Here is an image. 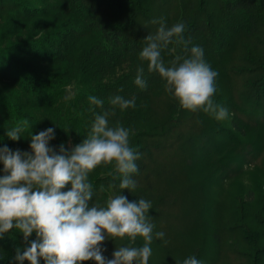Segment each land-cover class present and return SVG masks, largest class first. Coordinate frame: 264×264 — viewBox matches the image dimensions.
Segmentation results:
<instances>
[{
  "label": "trees",
  "instance_id": "obj_1",
  "mask_svg": "<svg viewBox=\"0 0 264 264\" xmlns=\"http://www.w3.org/2000/svg\"><path fill=\"white\" fill-rule=\"evenodd\" d=\"M19 1H2L0 9H18V18L26 24L41 15L42 11H29L32 6ZM213 1L57 0L58 4L51 7L56 12L49 15L45 10L48 19L37 27L39 31H51L40 41H23L20 48L23 57L47 65L46 69L32 62L24 64L7 51L0 54V75L6 74L1 79L16 89L6 97L0 96V106L6 114L0 120V148L30 151V132L35 135L52 127L55 138L49 146L58 151L63 144L70 149L90 131L94 114L89 109L95 113L109 110L110 98L117 95L135 98L134 107L121 110L116 106L115 115L108 119L110 126L119 121L134 133L129 139L130 146L140 154L136 161L139 172L132 176L137 187L132 192L120 190V178L113 180L109 175L113 166L100 165L88 176L93 185L90 206H105L109 195L121 191L129 201L146 199L152 204L149 216L154 233L161 230L163 221H176L180 210L188 212V222L207 229L216 239L212 249L207 248L212 252L204 259L200 257L203 246L193 248L192 256L202 264H215L219 261L215 257L222 253L221 235L213 226L221 207L220 195L214 189L222 178L215 182V176L235 177L264 152V0ZM161 18L166 27L184 23L188 48L200 46L205 61L218 72L212 99L228 109L229 116L224 121L203 111L182 109L165 91V81L159 74L149 73L148 62L139 59V52L147 44L145 38L160 26L153 21ZM18 27L13 23L9 30L20 33L22 39L32 37ZM189 54L182 45L170 44L162 51V58L169 66L176 56ZM139 66L144 68V89L134 83ZM237 82L242 84L239 89L235 88ZM69 96L71 99H66ZM89 96L101 99L103 109L91 105ZM159 104H165L164 108L160 109ZM24 119L29 129L21 133L18 141L11 140L7 132ZM200 149H206L203 161L197 159ZM156 151L164 157L158 163L153 162ZM169 174H181L182 182L177 188L172 183L169 188L161 186L159 177ZM3 175L0 162V176ZM111 183L117 185L113 190L108 188ZM69 188L67 185L64 191ZM236 209H242L240 215L233 211L242 221L228 227L230 238L236 247L243 243L256 251L241 264H264V193L257 198L250 190ZM34 239L35 233L26 242L15 228L4 234L0 237V264H19L16 249L22 252ZM128 243L127 238L106 239L101 245L103 255L112 259L113 250ZM142 244L143 239L138 237L135 246ZM226 259L232 264L229 256ZM23 264L29 262L25 260ZM40 264H44L43 260ZM149 264L162 262L150 257Z\"/></svg>",
  "mask_w": 264,
  "mask_h": 264
},
{
  "label": "clouds",
  "instance_id": "obj_2",
  "mask_svg": "<svg viewBox=\"0 0 264 264\" xmlns=\"http://www.w3.org/2000/svg\"><path fill=\"white\" fill-rule=\"evenodd\" d=\"M155 34L145 38L146 46L139 52V59L147 61V71L156 72L165 81L164 89L184 110L203 111L217 121L228 118V109L216 104L212 97L216 92L218 72L205 61L200 46L188 45L184 37L185 24L180 22L166 27L163 18ZM170 44L182 45L187 57L176 56L166 66L162 51ZM134 83L141 89L147 87L144 68L139 66ZM122 91V90H121ZM71 99V97H66ZM89 103L103 109L104 102L95 96L88 97ZM112 106L102 113L93 111L94 120L88 135L81 143L66 149L63 144L58 151L49 146L55 138V129L49 127L33 135L30 132V151H13L7 146L0 148L3 176H0V237L15 228L28 242L21 252L16 249L15 260L23 264H149L151 244L162 238L163 232H153L154 224L149 212L150 201L139 198L129 201L121 192H132L137 187L132 176L139 172V152L130 146L131 129L121 126L119 121L110 126L109 116L115 108L121 110L135 106V98L114 96ZM30 127L27 119L19 121L7 135L18 141L21 133ZM100 165H112L109 173L113 180L120 178L119 194L109 195L105 206L92 204L93 185L89 173ZM70 188L64 191L65 187ZM117 187L108 185L109 190ZM143 239L142 246H135L137 238ZM127 238V245L119 246L112 259L103 255L101 245L106 239ZM182 264H202L195 256H189Z\"/></svg>",
  "mask_w": 264,
  "mask_h": 264
},
{
  "label": "rangeland",
  "instance_id": "obj_3",
  "mask_svg": "<svg viewBox=\"0 0 264 264\" xmlns=\"http://www.w3.org/2000/svg\"><path fill=\"white\" fill-rule=\"evenodd\" d=\"M2 1L4 3H13L15 0H0V3H2ZM211 1L212 3L214 2L213 0ZM19 2L32 6V10L29 11H34L36 14L41 13L42 11V13L41 15H38L37 18L29 21L26 24V22H21V20L18 18V9H0V54H2L1 52L7 51V54L15 56L16 59H20L24 64L32 62L35 67L46 69L47 65L36 62L31 58L23 57V53L20 52V48H22L21 45H23L24 42L40 41L41 39H43V37L46 36V34H48V32L51 31V28L45 30V32H43V30L39 31L37 27L41 22H45V20L48 19L46 18L45 10L49 15H52L56 12V9L51 7L58 4V2L57 0H21ZM27 14L31 16L32 12H27ZM13 23L19 25V30L22 31V29H25V33H27V31L28 33H31L32 37L29 40L22 39L21 37H19L20 33L15 34V31L10 32L11 30H9V27H12ZM156 30L157 28L152 33H155ZM28 33L26 35H28ZM241 54L242 52H239L237 54V57L240 58ZM238 64L240 63L238 62ZM4 73L5 72H2L0 75V96L6 97L7 95H9V93L15 92L16 89L9 83V81L1 79L6 77V74ZM240 80L242 82V79ZM241 86V83H235L236 89H239ZM164 106L165 104L158 105L160 109L164 108ZM5 115L6 114L3 112L2 106H0V120L3 116L5 118ZM245 117H247V115ZM248 118L252 119L251 116H248ZM221 138L223 140L225 139L223 136ZM206 149L209 150V148ZM206 149H200L197 159L203 161V152L206 151ZM257 157L259 158L258 160L253 163L246 164L241 170V173H239L235 177H228V175H226L227 177L224 176L218 178L219 176H215L214 178L215 182L218 179L221 180L222 178V181L214 189L215 192H218V194L220 195L221 207L217 212V216L213 226L218 229V234L221 235L220 240L222 241V244L220 245L222 253L221 255L215 257V260H219L215 261V264H228V261L226 259L228 258V256L231 259L232 264H241V261H243V259L247 257H253L256 252L252 250L248 244L241 243L240 247H236L233 239L230 238L231 235L228 231V227L242 221L241 216L240 218H238L242 209L237 210L236 208H238V205L243 204L244 200L249 196L250 190H252L254 196L257 198L264 193V161L262 163L259 162L260 159L264 160V152ZM163 158L164 157L160 155L159 152H154L153 162L158 163ZM235 174L236 173L232 174L231 176H234ZM159 182L163 188H169V185L171 183L174 184V186L177 188L178 185L181 184L180 182H182L181 174H169L160 176ZM139 189H141L140 186L137 190ZM233 211L238 213L239 215L234 216ZM187 215L188 212L180 210L178 213V216L180 217L176 221H168L165 223L163 221V223L159 225L161 227V230L157 232H163L164 236L162 238L154 237L153 239V242L151 244V257L154 261L160 260L162 264H169V262H174V264H182L184 259L193 255V248L200 244L203 246L200 256L202 259H204L209 255V253L212 252L207 248L210 247L212 249V242L216 239H213L212 235L207 231V229L196 228V226H193L194 224L191 221L188 222L189 218ZM180 220L183 221L180 222ZM233 248L239 250L238 253L234 252Z\"/></svg>",
  "mask_w": 264,
  "mask_h": 264
}]
</instances>
